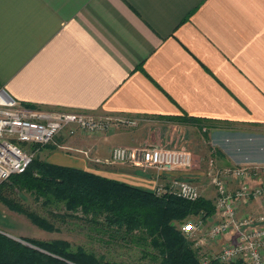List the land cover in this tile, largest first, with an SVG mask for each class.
Returning a JSON list of instances; mask_svg holds the SVG:
<instances>
[{"label":"crops","instance_id":"0c3cea01","mask_svg":"<svg viewBox=\"0 0 264 264\" xmlns=\"http://www.w3.org/2000/svg\"><path fill=\"white\" fill-rule=\"evenodd\" d=\"M1 89L48 109L212 118L214 150L234 164L264 163V0H0ZM137 137L116 122L58 141L105 160L114 147H137ZM50 150L40 148L44 160L155 182Z\"/></svg>","mask_w":264,"mask_h":264},{"label":"trees","instance_id":"16d2710c","mask_svg":"<svg viewBox=\"0 0 264 264\" xmlns=\"http://www.w3.org/2000/svg\"><path fill=\"white\" fill-rule=\"evenodd\" d=\"M154 117L216 127L212 118L186 113ZM4 189L27 190L38 199L62 202L68 211L81 212L84 220L105 226L110 235L123 233L129 238L138 236L155 250L158 264H204L199 249L179 225L192 216L206 220L216 212L212 200L202 195L196 200H189L174 192L157 194L147 187L36 156L23 171L12 174L1 183L0 200L49 231L57 229L54 223L7 196ZM24 239L35 246L0 232V264H117L98 257L82 246L73 249L63 239ZM208 264L245 262L211 259Z\"/></svg>","mask_w":264,"mask_h":264},{"label":"rangeland","instance_id":"374dc122","mask_svg":"<svg viewBox=\"0 0 264 264\" xmlns=\"http://www.w3.org/2000/svg\"><path fill=\"white\" fill-rule=\"evenodd\" d=\"M136 120L137 124L135 126H127L128 128L137 130V143H139L137 146L155 145L163 148L184 149L191 153V166L189 168L177 170L188 171V173L190 172L189 174L194 175L195 180L190 181L196 184L199 188L200 194L208 199H211L214 205L216 204L217 184L214 179L213 171L224 172V170L234 166L245 165L234 164L233 161H229L223 152L213 149L209 134L211 127L207 124L201 125L192 122L168 120L154 116H145ZM80 131L88 132L84 129L77 130L75 133H70L68 129L62 130L54 141L44 145L49 146V148L52 149L45 152H50V155L74 154L75 157L84 158L89 163H106L114 165L115 168L131 170L135 174H146L154 179L155 184L153 183L152 186L150 184L145 185L139 181L140 179H135L133 182L143 186H149V188L153 191L156 190L157 186H160L164 182H168V180L181 178L176 177L172 172H158L154 168H144L127 163H110L107 162L106 159L101 160L100 158L94 157L89 150L79 149L78 151H72V149H70L66 144L59 143V136H73ZM213 152L215 154H213ZM44 155L45 153L40 152L36 154V156L41 159H44ZM257 169V167L249 168V174L246 175L245 178L235 177L232 176V174H226L225 172L221 178L227 183L233 193L239 190L244 181L252 189L256 185L264 183V175ZM4 193L25 207L46 217L57 227V229L53 231L41 228L33 223L24 213L11 209L0 200V232L21 241L24 244L35 246L31 242L24 239V237H30L43 241L63 239L68 241L73 249L82 246L87 251L96 254L98 257H104L106 260L117 264H158L159 262V258L155 250L142 238L138 236L129 238L123 233H112L113 235H110L108 233L109 230L105 226L84 220L81 212L74 213L68 211L62 202H56L54 200L45 201L43 198L38 199L33 193L27 190L4 189ZM263 204L264 198L240 199L236 201L238 216L241 218L249 213L256 214L263 210ZM249 207L254 208V211L249 212ZM219 218L220 215L216 209V212L212 216L203 220V233H206L209 226L218 221ZM198 219L200 218L192 216L186 221H195ZM182 224H179L181 229ZM237 234L238 229L233 228L230 232L224 234L217 240L205 241L203 246H200L199 248V254L220 252L226 244L236 241ZM237 261L241 262L242 260L238 259L232 262Z\"/></svg>","mask_w":264,"mask_h":264},{"label":"built area","instance_id":"2783aa9c","mask_svg":"<svg viewBox=\"0 0 264 264\" xmlns=\"http://www.w3.org/2000/svg\"><path fill=\"white\" fill-rule=\"evenodd\" d=\"M116 122L137 124V120L121 119L110 115H95L88 112L48 109L31 106L14 98L5 89L0 90V184L12 174L23 171L39 152V146L54 141L58 134L68 129L70 133L84 129L90 133L103 132ZM110 163H127L158 172H172L189 168L192 155L184 149L159 146H117L111 151ZM249 165V166H248ZM254 165V166H253ZM257 167L264 175V163L245 164L224 170L226 174L245 178L249 168ZM255 169V168H254ZM222 171H213L217 184L216 209L220 218L202 231L203 220H188L182 224V232L194 241L198 249L207 240H217L233 228L238 229L236 241L226 244L218 253L200 254L202 262L211 259L232 262L241 259L246 264H264V208L260 212L238 216L236 201L244 198H264V183L251 187L244 181L233 193L222 180ZM157 194L174 192L186 199L196 200L199 188L187 179H172L156 187Z\"/></svg>","mask_w":264,"mask_h":264}]
</instances>
